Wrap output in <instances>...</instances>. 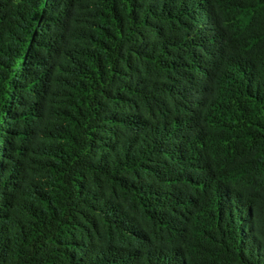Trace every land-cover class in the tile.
I'll return each instance as SVG.
<instances>
[{
  "label": "trees",
  "instance_id": "1",
  "mask_svg": "<svg viewBox=\"0 0 264 264\" xmlns=\"http://www.w3.org/2000/svg\"><path fill=\"white\" fill-rule=\"evenodd\" d=\"M0 264H264V0H0Z\"/></svg>",
  "mask_w": 264,
  "mask_h": 264
}]
</instances>
